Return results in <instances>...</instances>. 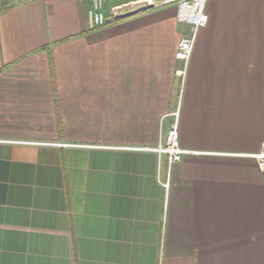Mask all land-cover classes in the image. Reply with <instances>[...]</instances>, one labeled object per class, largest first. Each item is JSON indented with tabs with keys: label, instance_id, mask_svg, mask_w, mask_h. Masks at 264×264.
Here are the masks:
<instances>
[{
	"label": "crops",
	"instance_id": "crops-1",
	"mask_svg": "<svg viewBox=\"0 0 264 264\" xmlns=\"http://www.w3.org/2000/svg\"><path fill=\"white\" fill-rule=\"evenodd\" d=\"M154 1L0 0V264H264V0H207L185 74Z\"/></svg>",
	"mask_w": 264,
	"mask_h": 264
},
{
	"label": "built area",
	"instance_id": "built-area-1",
	"mask_svg": "<svg viewBox=\"0 0 264 264\" xmlns=\"http://www.w3.org/2000/svg\"><path fill=\"white\" fill-rule=\"evenodd\" d=\"M207 0H163L162 5H177L179 8L178 19L181 22L190 23L193 25L192 33L183 38L179 45L176 57L184 64V74L192 56L198 31L205 27L209 21V16L206 12ZM92 8L89 12L91 27H101L108 21L119 19L127 14L136 11L144 10L156 5L154 0H144L131 5H124L112 8L109 14L105 13V0H91ZM160 158H167L169 170L172 166L181 162L183 156L188 153L187 150L179 146L178 140V123L177 116L172 123L165 140H162L159 146L154 149ZM258 167L264 170V144L257 154L253 155ZM168 188L169 180L163 183Z\"/></svg>",
	"mask_w": 264,
	"mask_h": 264
}]
</instances>
